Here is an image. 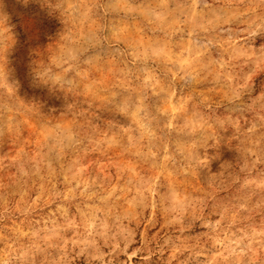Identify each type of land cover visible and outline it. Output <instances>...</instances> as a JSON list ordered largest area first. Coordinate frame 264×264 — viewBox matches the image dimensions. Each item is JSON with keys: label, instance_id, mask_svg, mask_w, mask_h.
I'll return each mask as SVG.
<instances>
[{"label": "clouds", "instance_id": "clouds-1", "mask_svg": "<svg viewBox=\"0 0 264 264\" xmlns=\"http://www.w3.org/2000/svg\"><path fill=\"white\" fill-rule=\"evenodd\" d=\"M0 264H264V0H0Z\"/></svg>", "mask_w": 264, "mask_h": 264}]
</instances>
